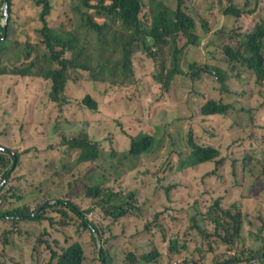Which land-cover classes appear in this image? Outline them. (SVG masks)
Here are the masks:
<instances>
[{
	"label": "trees",
	"instance_id": "trees-1",
	"mask_svg": "<svg viewBox=\"0 0 264 264\" xmlns=\"http://www.w3.org/2000/svg\"><path fill=\"white\" fill-rule=\"evenodd\" d=\"M67 1L72 6L70 11L57 12L52 0H10L8 33L0 25V78L13 74L25 80L20 87L26 85L22 95L24 113L16 121L20 141L12 148L9 141L0 140V185L8 178L0 186V219L5 217L16 224L35 220L42 225L31 259L14 253L16 264H84L86 247L83 238H77V231L92 237L96 264H207L203 256L211 252L218 254L210 264H264V149L226 163V158L220 157V149L196 142L191 125L194 111L190 108L188 115L181 111L173 102L171 89L172 80L179 74L189 75L191 95L185 102L192 103L210 119L229 117V110L243 95L251 102L250 107L245 106V112L252 115L248 126L261 127L258 131L263 135L260 113L264 111V18L253 25L241 22L250 0H171L172 6L166 0ZM201 1L207 5L202 7ZM262 1L254 0L249 12L253 13ZM4 2L0 0V19ZM19 2L23 5L20 9ZM21 13L30 23H39L24 43L16 38ZM205 38L212 42L206 44V49L202 47ZM42 48L46 50L37 53ZM203 48L209 52L208 58L203 55ZM10 49L18 64L12 67L7 64ZM148 58L156 60L158 74L145 75ZM233 62L240 67L236 68ZM226 69L234 71L236 77L249 78L250 83H239L238 90L225 89L202 104L204 76L214 71L225 74ZM147 77L159 78L151 84L145 83ZM42 82L48 84L49 91L43 101H38L46 89L40 85ZM251 82L255 84L252 86ZM151 94L166 103L161 109L165 122L148 126L143 119L144 96ZM16 98L20 100L17 93ZM121 103L126 108L131 105L130 114L122 112L115 118L122 134L130 137V146L118 153L119 168L111 162H105L104 168L110 164L115 172L129 174L140 184L158 182L166 200L155 203L151 215L144 214L145 201L138 188L111 186L103 192L108 177H90L92 169L101 164L104 141L112 142L115 137L113 132L96 137L94 124L103 120L102 106L113 108ZM56 108L59 113L55 117ZM75 108L83 111L90 125L68 139L61 131L62 124L70 122L69 113ZM235 121L239 123V119ZM186 123H190V130L181 127ZM52 128L57 140L50 151L47 148L35 154L44 163L42 167L53 170V178L49 179L56 186L46 190V170H32L37 157L32 158L30 152L39 149L34 142L41 143L36 133L47 134L53 132ZM250 138L252 147L264 140L256 145L257 134H250ZM161 152L174 161L166 162ZM256 154L263 160L260 170L251 162L245 164ZM16 158L17 166L12 170ZM240 159L244 161L242 170L235 166ZM75 161L71 172L63 171L70 167L68 162ZM138 163L151 166L141 168ZM199 163L208 166L196 178L188 168ZM177 173H185L187 179L211 193L212 199L202 211L204 224L197 222L187 228L188 236H195L192 242L177 239L163 223L165 220L162 222L164 213L179 207L174 200L182 193L189 194L185 180L177 182L171 178ZM246 179L249 185L244 182ZM236 189L237 196L228 193ZM248 204L252 212L246 211ZM93 212L112 223V227L127 215L143 217L146 241L153 249L137 245L132 237L119 238L111 227V234H107L105 226L91 218ZM212 228L219 231L207 249L204 236L207 230V235L212 233ZM12 231L13 228L6 233ZM60 233L65 234L64 241ZM247 234L261 244L258 250H244L242 240ZM98 235L103 250L98 245ZM5 241L9 244L11 240ZM225 242L229 251H224ZM39 247L46 254L41 262L35 259ZM212 255H208V261Z\"/></svg>",
	"mask_w": 264,
	"mask_h": 264
},
{
	"label": "rangeland",
	"instance_id": "rangeland-1",
	"mask_svg": "<svg viewBox=\"0 0 264 264\" xmlns=\"http://www.w3.org/2000/svg\"><path fill=\"white\" fill-rule=\"evenodd\" d=\"M28 1V0H25ZM212 1V0H209ZM237 3L243 1V0H236ZM254 0H250L251 4L250 6H247L248 11L243 13L242 18L240 20L244 25L246 26V23H249L253 25L252 23H256L258 21H261V18H264V3H261V5L257 6L255 8V11L253 13L249 12L253 9V2ZM52 3L56 5L57 12H66L70 11L72 8L71 3L67 0H52ZM166 3H168L170 6L171 0H166ZM200 5L202 7L207 5L206 1H201ZM23 6L20 4V2L17 4L18 9H20ZM71 6V8H70ZM22 17L18 20L16 23V38L20 40L21 43L26 42L29 39L30 34L34 33V28L39 23L33 22L30 23L29 20L25 19L23 17V14L21 13ZM3 18L4 14L2 13V18L0 19V25L3 24ZM212 20L211 22H213ZM235 21V20H234ZM233 26V25H230ZM225 27H228L226 25ZM0 34H1V28H0ZM209 38H212L214 36L209 35ZM33 39H36L35 37ZM34 42V41H33ZM212 44L211 41H208L207 38H205L204 43L202 47L205 49L208 45L206 44ZM203 50V55L206 56V58L209 57V52L205 49ZM46 48H42L37 53H41L45 51ZM9 61L7 64L9 67H12L16 64V56L10 49L9 53ZM18 65V64H16ZM146 70L148 73H146V76H153V73H157V67H156V60L148 58L146 60ZM246 70V68L244 69ZM247 71V70H246ZM144 73V70H142ZM210 74H207L210 78ZM155 78V77H154ZM153 77H147L145 79V83H153L156 78ZM179 79L176 82L177 86H180L184 84L186 86V94L182 96L179 99H174L173 102H177L178 105L181 108V111H184L186 115H188V111L191 108L193 111V106H191V103L185 102L187 100L188 91H189V79L186 78L184 75H180L176 77ZM22 79V80H18ZM154 80V81H153ZM20 82H25L23 78H19L16 75L13 74H7L5 78H0V86L2 87L0 90V140L5 142H10L11 147H16V142L20 141L19 136V130L16 129V121L21 118L20 114L24 113V103L22 100V95L24 94V89L26 85H23V87H20ZM236 82V81H235ZM240 82V85L242 84H249V78H243ZM45 82H42V86H46V89L42 91V95L38 99V101H43L44 98L47 96L49 91L48 84H44ZM211 86L214 87L213 83H209ZM255 83L251 82V85L253 86ZM242 89V87L240 88ZM213 90H217L215 87ZM175 89L173 90V93ZM181 93H184L183 91H180ZM214 93H217L216 91H213ZM16 93L20 97V100L16 98ZM191 93V92H190ZM153 94L157 95V92H154ZM154 104H152V102ZM159 97H155L151 94L144 96V111H143V119L147 123L148 126H152L154 124H159L160 122H165L161 111L165 107L166 103L160 102ZM181 100V101H180ZM152 105V106H151ZM245 106L250 107L251 102L245 98L243 95L241 97V100L237 103V106L231 110L232 115L234 116L233 119H227L225 117L224 120H220L218 118L211 120L210 123H207L202 115H198V118L195 122L192 123L193 128L195 129V136H196V142L201 145H212L217 147L222 151V155L220 157L226 158V163L230 164L234 161H236L238 158H243L246 155L249 157L250 154L254 152H259L260 150L264 149V140L259 143V140L264 139V134L260 136V133L258 130H261V127L253 128L248 126L250 122L252 121V115L249 111L245 112ZM170 107H173L170 105ZM131 109V105L129 108H126L125 103H121L119 105L114 106L113 108H108L107 106H102L101 112L103 113V120H100L97 124H94V133L96 134V137L99 136H109L113 133L115 134L114 141L110 142L107 139L104 141V149L101 155L102 161L101 164L98 166H95L90 174V177L95 176L94 178H98V175H106L108 178L105 179V184L103 185L102 189L103 192L106 189H109L111 186L116 189V187H119L122 185L124 188L126 186L128 187H135L138 188V192L141 195L142 200L145 201V215H151L154 212L155 209V203L160 202V200L165 201L166 196L160 187V184L158 182H151V183H144L140 184L139 181H134L129 174L120 175L117 172H115V169H111L110 164L106 165L107 168H104L105 162H111L112 164L116 165L118 168L120 167V159L117 157L118 153L121 151H126L127 148L130 146L131 139L130 137L122 134L121 127L117 124V121L115 120L116 117H118L122 112L128 113ZM162 109V110H161ZM196 109V108H194ZM55 117L58 115L59 111L58 108L55 110ZM198 111H194V115L198 114ZM130 114V113H128ZM191 117V115H189ZM188 116V117H189ZM71 120L70 122H66L65 124H62V130L65 131L66 137L68 139H71V137H75L78 135L81 130L88 127L90 124L87 122V120L84 118L83 111L80 112L77 108H75L73 111L69 113V117ZM239 119V123L236 122L234 119ZM260 121L264 122V111L260 113ZM224 122V123H223ZM93 123V122H92ZM223 124V125H222ZM221 125V126H218ZM54 127V125H53ZM184 127L186 130H190L191 125L190 123H186L185 125L181 126ZM178 127H176L177 129ZM53 132L45 133H36V138H40L41 143L38 144L34 142V144L39 146L38 150H35L34 152H30V155L32 158H35V154L39 153L40 151H46L47 148H49L53 143V141L57 140L56 131L54 128H52ZM113 132V133H112ZM198 133V134H196ZM107 134V135H106ZM250 134H257L258 141L256 142V147H250L252 139L250 138ZM50 151V148H49ZM160 156L167 162L170 159L168 156L164 153H159ZM257 157V159L255 158ZM262 158L264 160V151L262 152ZM250 160V161H248ZM248 160L245 161V164H248L251 162L253 165H255L257 170H260L263 165V160L258 156V154L252 156ZM171 162L174 161V158H171ZM43 162H41V158L37 157L35 160V163L32 167V170L34 172L38 171H44L46 170L43 166ZM70 165L69 168H64L63 171H72V166L77 164V161L70 163H67ZM244 164V161L241 162V159L239 162L235 164L239 166L240 170H242V166ZM88 164L85 165L87 167ZM138 167H146L151 166V164H140L138 163ZM201 168H205L208 166V164H200ZM234 166V165H233ZM97 175V176H96ZM264 175V173H263ZM49 178H53V170H46L44 173V179L45 184L43 186V189L48 190L50 187H55L56 184L51 181ZM171 178H174L177 182L181 180H185L186 184L184 185L185 189L189 192V194L182 193L181 196H179L177 199L174 200L179 207L170 210H166L167 212L164 213L162 222L169 227V230L171 231L173 236H176L177 239H181L183 242H192L194 239H191L190 236L186 233L188 226H195L197 222L203 221V212L206 208L204 204L206 202L211 201V193L202 186L201 184H198L196 181H190L185 177V173H177L171 176ZM43 179V180H44ZM246 184L249 185L250 181L246 179L244 181ZM224 192V189H223ZM232 194L231 192H228ZM233 196H237V189L234 192ZM29 198H26V201H28ZM233 199H228V201H232ZM1 201V200H0ZM84 207H87L88 205L82 203ZM169 206V205H168ZM247 210L249 212H252V207L248 204L246 205ZM0 209H3L0 207ZM174 216V217H173ZM92 219L99 220L106 228V233L111 234V230L109 227L114 229V233H117L120 237L119 238H129L132 237L133 240L136 242L137 245H143L147 249H153V245L146 241L148 239V234L143 231V217H139L137 215H127L126 217H122L115 223V225L112 227L109 222L104 221L101 215L95 214L94 212L91 215ZM194 218L195 220H192ZM111 221V219H110ZM41 223L35 221V220H21L16 224V221L9 220L7 218H1L0 219V264H16V256H14V253H19L22 255H25L28 259H31L32 252L34 251V241L37 239V237L40 235L41 232ZM13 228V231L8 235L6 231H10V229ZM76 228V227H75ZM222 228V227H220ZM213 232L207 235V232L210 230H207L205 232L204 238H206V248L208 249V246L211 244V242H214V237L218 234L219 230H216V228L211 229ZM232 231V230H231ZM196 232V231H195ZM105 233V234H106ZM104 234V233H103ZM8 235V236H6ZM6 236V237H5ZM62 241L65 240V234L60 233L59 234ZM82 237L83 244L86 247V254L87 259L85 261V264H96L95 262V255L96 251H94L95 243L90 235H82L77 231V238ZM100 235H98V245L102 248L104 247L102 240L100 239ZM9 238L11 241L9 244H6L5 239ZM243 248L247 252H252V249L255 248L258 250L261 247V244L259 242H256V240L253 238L252 235L247 234L245 239H243ZM241 241V243H242ZM180 245V244H179ZM178 245V246H179ZM225 248L224 251H229V245L225 242ZM222 249V248H221ZM11 253V254H8ZM212 255L210 260L208 261V255ZM218 253L211 252L209 254H204L203 260L210 264L213 262L214 258L217 256ZM46 254L43 251L41 247L36 250L35 259L38 261L44 260Z\"/></svg>",
	"mask_w": 264,
	"mask_h": 264
},
{
	"label": "clouds",
	"instance_id": "clouds-1",
	"mask_svg": "<svg viewBox=\"0 0 264 264\" xmlns=\"http://www.w3.org/2000/svg\"><path fill=\"white\" fill-rule=\"evenodd\" d=\"M233 64L236 65L235 66L236 68L240 67V64H236L235 62H233ZM224 72H225V74L223 73V71H221L220 73L218 71H214L213 73L210 74V78H209L208 75H205L204 76L205 77V85H204L205 86V97L203 98L204 100L202 101V104H204L208 100L212 99V97H218L219 94H221L222 91H224L225 89H230L231 88V89H237L238 90L237 85L240 83V82H238V80L241 81L243 78L236 77L234 71H232L231 69H226ZM155 74H158V72L155 73ZM180 75H184V76H186V78H189L190 77L186 73H181L178 76H180ZM221 76H223V78ZM158 78L159 77H157V81H158ZM178 80L179 79L175 78L171 82V85H172L171 89H172V91L175 89L174 96H175L176 99H179V98H181L182 96H184L186 94V86L184 84H182L180 86H177L176 85V82ZM209 83H213L214 87L217 90H213L214 87L211 86ZM191 85H192V80H191V82L189 81V91H188V96L187 97H189V95H191V93H190L191 92ZM180 91H183L184 93H181V95H179L178 92H180ZM213 91H216L217 93H214ZM236 96H237V93H236ZM241 97H242V95H240L238 97V101L235 102L234 108L237 106V103L241 100ZM191 106H193V111H198L199 110V109H194L195 106L192 103H191ZM234 108H232V109H234ZM232 109L229 110V117H226L227 119H233L234 118V116L231 113V110ZM199 114L202 115L205 118L204 120L207 123H210L211 122L212 119L208 118L207 115H205L202 111L199 110L198 114H195L194 115V118H193V120L191 122V125H192L193 122H195L197 120ZM222 120H224V122H225V117L222 118ZM234 120H236V118ZM192 128H193V125H192ZM250 147H252V146H250ZM200 164H202V163H199V164L190 166L188 168L189 169V172L192 174L193 177L198 178L199 172L202 169H204V168H201L199 166ZM232 194H234V192ZM200 224L203 225L204 224V220Z\"/></svg>",
	"mask_w": 264,
	"mask_h": 264
},
{
	"label": "water",
	"instance_id": "water-1",
	"mask_svg": "<svg viewBox=\"0 0 264 264\" xmlns=\"http://www.w3.org/2000/svg\"><path fill=\"white\" fill-rule=\"evenodd\" d=\"M9 2H10V0H5L3 7H2L3 13H4L3 24H4V27H5V30L7 31V33H8L9 17H10ZM6 37H7V34L3 37V39H5ZM17 161H18V158H16V161H15L14 166L12 167V170H15V168L17 166V164H16ZM7 179L8 178H5L4 182L0 186H2L6 182ZM100 249L102 250L103 248L100 246Z\"/></svg>",
	"mask_w": 264,
	"mask_h": 264
},
{
	"label": "crops",
	"instance_id": "crops-1",
	"mask_svg": "<svg viewBox=\"0 0 264 264\" xmlns=\"http://www.w3.org/2000/svg\"><path fill=\"white\" fill-rule=\"evenodd\" d=\"M262 3H264V0L262 1Z\"/></svg>",
	"mask_w": 264,
	"mask_h": 264
}]
</instances>
